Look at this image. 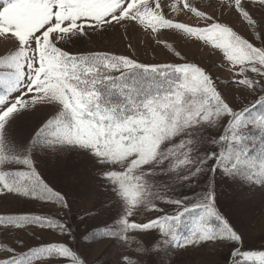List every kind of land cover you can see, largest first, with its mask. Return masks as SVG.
Wrapping results in <instances>:
<instances>
[{
    "label": "snow or ice",
    "instance_id": "obj_1",
    "mask_svg": "<svg viewBox=\"0 0 264 264\" xmlns=\"http://www.w3.org/2000/svg\"><path fill=\"white\" fill-rule=\"evenodd\" d=\"M119 29L176 61L77 47ZM168 34L219 61L190 60ZM0 41V264H165L209 246L264 264V243L218 206L221 183L264 192V0H0ZM68 156L87 160L96 200L74 217L81 197L51 172Z\"/></svg>",
    "mask_w": 264,
    "mask_h": 264
},
{
    "label": "rangeland",
    "instance_id": "obj_2",
    "mask_svg": "<svg viewBox=\"0 0 264 264\" xmlns=\"http://www.w3.org/2000/svg\"><path fill=\"white\" fill-rule=\"evenodd\" d=\"M196 3L203 7L208 4V0H196ZM182 19L186 22L189 20L195 22V18L190 16H184ZM228 19H234V17H228ZM237 30L248 35L242 24H237ZM92 41V43L84 42L77 47L89 50H110L118 54L131 53L136 55L141 62L163 63L175 62L177 59L173 56L172 48L163 45L153 47L151 35L144 31L130 30L129 33H125L124 29H119L105 34L103 38L94 35ZM129 43L131 49L127 47ZM168 44L174 46L175 50L180 51L190 60L202 65L210 66L219 61L218 53H213L209 47L204 46L194 38L185 37L182 34H168ZM6 48L7 45L0 41V54H3ZM213 71H217L225 77L228 75L223 68H215ZM255 99V95L246 93L241 103H248ZM31 123L32 121L29 119L22 121L21 131L27 129ZM63 165L62 170L57 171L53 167L51 172L53 176L61 177V183L67 185L65 191L70 196L81 197V202L72 209V216L74 217L81 209L92 207L96 203V200L84 193V186L90 180L87 171L88 162L79 156H68L63 161ZM95 183H99V181H94L93 184ZM218 192L221 194L218 202L221 211L228 215L238 228L247 233L250 244L259 246L264 243V192L258 187L237 190L224 183L219 185ZM188 194L191 195L190 192ZM182 230L187 231V227ZM104 244L105 242L96 244L91 253V259H95L101 252L105 251ZM225 255H227V249L209 246L207 248L170 250L169 254L162 259H164L165 264H168V261H171V264H224ZM109 258H111V254Z\"/></svg>",
    "mask_w": 264,
    "mask_h": 264
}]
</instances>
